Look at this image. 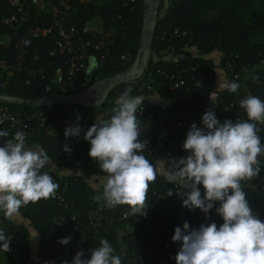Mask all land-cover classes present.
Wrapping results in <instances>:
<instances>
[{
    "label": "trees",
    "instance_id": "trees-1",
    "mask_svg": "<svg viewBox=\"0 0 264 264\" xmlns=\"http://www.w3.org/2000/svg\"><path fill=\"white\" fill-rule=\"evenodd\" d=\"M84 1L71 0L73 8L65 18L67 27L75 26L82 30L93 15H98L106 27H111L113 32L118 33L110 46V52L105 62L99 64L97 61L98 77L92 78L87 84H85L84 77H79L73 83L67 82L62 86V82H66V55L58 50L55 54L50 55V51L55 48V45L46 37L33 41L34 46L30 50L23 70L15 71L11 75L0 71V94L33 99L68 93L70 88H74L75 93L83 99L92 101L90 94L94 93L99 97L106 85L101 84L102 80L132 69L140 42L145 37V30L150 25V22L144 18L145 4L143 0H110L109 4L101 5L97 4L95 0ZM161 1L159 0L151 50L146 65L140 69L137 78H129L127 81L114 85L106 100L98 106L102 110V114L111 116L116 98L128 88L131 89V96H141L154 89L159 92L162 98L166 99L165 105H157L149 100H144L141 106H146V109L142 114H136L137 118L147 124L152 132V136L140 138L148 141L143 155L152 163L163 158L157 154V150L151 151L157 147V123L162 119H170L176 114L177 109L180 110L184 106L178 91L174 94L163 92V86H166L163 74L185 70L188 71V74H185L184 78L190 80L191 76L196 77L192 67L196 65L215 67L212 59L202 57H189L178 63L169 62L163 59V56L168 52L160 55L162 51L172 48L173 54L185 53L183 48L196 46L201 55H208L213 51L221 52L224 55L222 60L224 63L234 59L238 65H243L241 75L244 71L250 73L247 82L249 94L264 101V64H261V61L264 62V0H171L166 12L160 16ZM257 6L259 7L257 8ZM208 10H217V14L212 18H207ZM14 11L15 9L5 1L0 0V59L9 61H12L15 53L13 48L15 38L13 30L3 26L1 17L2 14L10 15ZM20 15L22 20L17 28L18 32L31 25L47 26L50 10L46 9L38 13L33 4H27ZM175 29L178 31L176 36L172 34ZM83 36L88 53H94L97 57L93 50L95 40L88 33ZM36 55L39 56V59L34 58ZM39 69H43V74L39 75ZM57 69L62 71L60 82L53 81V74ZM47 87L49 90H46ZM232 94V92L223 91L221 100L210 101L206 105V111L212 109L218 120L229 117L230 115L226 114L224 108L225 105L230 104ZM238 95L241 99L245 96L241 92H238ZM174 100H176L175 104H173ZM0 105L8 106L21 114L35 111L47 114L50 111L57 112L63 108L70 109V107L76 106L88 116L83 127L80 125V120L76 119L80 114H61L56 119V121L58 120L57 124H62L61 127H58L56 136L34 134L26 139V144L29 147L40 146L49 155L51 163L57 167L78 166L87 175H106L101 170L99 163L89 156L90 147L69 146L67 140L70 137L66 139L64 136L65 128L77 123L85 134L87 129L94 124L92 117L96 113L91 112V107H86L82 103H60L43 108H30L3 102H0ZM239 112L243 119L247 120L245 110L239 107ZM257 126L260 129L258 135L261 143L264 144V125L258 124ZM2 130L8 131L9 135L0 138V146H3L7 139H13L8 127H3ZM65 144L70 147L71 152L64 151ZM164 161L166 160L164 159ZM165 167L167 171L170 169L167 162H165ZM42 171H47L56 180L67 179L66 200L67 203L73 205V207L64 210L51 199H41L35 204L29 203L27 207L20 209L21 215L30 217L33 227L39 234L40 248L47 251L46 257L48 258L54 259L66 245H61L60 239L71 236L68 244H76L83 239V234L79 230L61 221V216L65 212L76 213L80 218H84L90 210L94 209L96 214L111 216L113 220L110 224L102 223L96 229L86 227L85 241L99 247L100 240L107 239L115 249L114 255H120V252H123L121 255L122 264H128L129 259L142 255L155 236H160L166 242L165 251L169 252L170 256L173 255L174 249L180 243L172 240L174 229L177 226L182 228L184 222H188L192 228L212 222H215L219 227L223 223L222 217L216 212L219 202L209 210L206 218L205 213L200 209L189 210L182 206L183 199L186 198L183 197L184 188L169 183L164 176L158 175L155 182L150 183L149 186L147 194L149 207L146 210V216L128 215L124 219L134 225L136 230L125 237L122 248H119L116 227L121 221H124L119 218L123 213L130 211L129 206L121 205L109 209L104 206L103 200L98 202L94 199L95 196L102 195L103 186L92 188L82 177L59 176L48 166ZM258 175L264 176L263 165L260 167ZM251 182L253 189L244 188L243 190L247 193L246 198L253 214L264 222V181L255 178ZM199 187L203 197V186ZM169 189L174 193L172 196H167ZM0 219L2 221L0 229H4L6 234L12 235L9 245L12 251L16 247L17 239L27 237V229L8 222L2 211H0ZM83 258L90 257L84 256Z\"/></svg>",
    "mask_w": 264,
    "mask_h": 264
},
{
    "label": "clouds",
    "instance_id": "clouds-1",
    "mask_svg": "<svg viewBox=\"0 0 264 264\" xmlns=\"http://www.w3.org/2000/svg\"><path fill=\"white\" fill-rule=\"evenodd\" d=\"M97 67L96 59L90 58L86 74ZM240 87L219 76L218 87L209 93V99L213 102L220 91L236 93ZM130 92V88L125 89L116 98L110 119L90 126L84 139L91 145L89 156L106 173L101 181L102 195L94 199L103 200L109 209L128 205L126 216H146L150 183L155 182L165 161L153 164L143 155L148 141L140 139L141 121L136 114L144 98L131 96ZM239 106L245 110L247 120L226 119L221 123L212 109L207 110L201 117L204 127L192 123L187 131L183 149L188 155L167 162L170 169L166 179L185 189L182 206L198 208L207 218L209 210L219 202L216 212L223 219L219 227L215 222L198 228H190L188 222L182 228L175 227L172 240L181 242L176 264H264V222L253 214L242 183L253 180L260 172L258 157L264 155V144L257 125H264V101L249 94L240 99ZM76 119L79 121L80 116ZM81 131L77 123L67 126L64 136H79ZM8 135V131L0 130V138ZM26 135L17 131L13 139L0 146V211L9 221L18 218L20 209L29 203L55 198L59 188L53 177L42 171L51 166L49 155L27 146ZM64 151L71 152L67 144ZM173 194L169 189L167 196ZM70 240L71 236L65 237L59 243L65 245ZM0 242V251H11L10 237L4 229H0ZM114 251L112 244L102 238L100 246L91 250L90 258H83L81 250L71 264H122L121 256L114 255Z\"/></svg>",
    "mask_w": 264,
    "mask_h": 264
},
{
    "label": "built area",
    "instance_id": "built-area-1",
    "mask_svg": "<svg viewBox=\"0 0 264 264\" xmlns=\"http://www.w3.org/2000/svg\"><path fill=\"white\" fill-rule=\"evenodd\" d=\"M3 1L15 9L10 15L2 14L1 17L3 26L6 29L13 30L15 38L13 42L15 53L12 61L0 59V71L7 75H11L15 71L23 70L30 50L34 46L33 41L35 39L47 37L55 45V48L50 51V55L55 54L57 50L66 55V82H62L61 85L64 86L67 82L73 83L75 79L85 76V69L87 68L88 58L90 56L83 35L88 33L95 40L93 50L95 54H97L96 58L99 64L105 62L110 52V46L118 36V33L111 31L90 32L84 28L79 30L75 26L67 27L65 25V18L68 12L73 8L71 0ZM27 4H33L38 13L49 9V24L47 26L31 25L18 32L17 28L22 20L20 14ZM172 34L176 36L178 31L175 29ZM34 58L39 59V56L36 55ZM261 64H264V62L261 61ZM223 66L226 73L225 75L229 80L236 82L241 79L242 64L238 65L236 61L232 59L226 61ZM192 71L196 73V77L191 76L190 80L184 78V75L188 74V71L185 70L163 74L166 80V86H163V92L174 94L178 91L180 99L184 102V106L180 108V110L177 109L176 114L170 119H162L157 123V147L151 151L157 150V154L163 157L166 160L165 162H168L170 158H181L188 155L183 149V143L192 123H195L197 127H204L201 117L206 112V105L211 101L209 99V93L214 91L216 76L215 67L196 65L192 67ZM38 73L39 75L43 74V69H39ZM46 90H49V87H47ZM68 93L75 94L74 88H70ZM221 98L222 92L218 93V100H221ZM240 99L237 92L232 94L230 104L225 105L224 108L226 114L230 116L223 120H219L221 123L226 119H230L233 122L236 120H244L239 112ZM175 103L176 100L173 101V104ZM148 107L150 106L148 105ZM141 108V111H137L138 114H142L146 106H141ZM71 113L80 114V125L83 127L88 120V116L81 112L76 106H72L70 109L63 108L61 111L57 112L50 111L47 114L42 111L21 114L8 106L0 105V130H2L3 127H8L11 130L12 138H14L17 131L26 133V139L34 134L54 137L58 134V127L62 125L60 123L57 124V117L61 114L68 115ZM110 117V115L96 113L93 115L92 120L94 123H100L101 121L109 120ZM140 131L142 133L140 138L152 136L151 129L145 123H140ZM67 143L69 146L91 147L90 142L84 139V133L82 131L79 136L70 137ZM258 160L264 166V155L259 156ZM256 178L264 181V176L262 175H258ZM53 180L59 184V188L55 198L51 200L57 206L64 208V210L73 207V205L67 203L66 200L68 188L67 179ZM251 181L242 182L243 189H253ZM125 213L121 215L119 220H124L128 217ZM112 220L113 218L111 216H104L102 214H97L96 216L87 215L84 218H80L76 213L65 212L61 216V221L79 230L83 234V239L79 243L68 244L54 257V259L61 264H63L64 261H68L69 264H71L75 254L81 250H83L84 256L91 257V250L98 246L85 241V228L89 227L91 229H96L100 227L102 223H112ZM190 228H192L191 225ZM165 245L166 242L163 241L160 236H155L154 239L149 242L148 249H146L142 255L129 259L128 264H176L175 256L181 246V242L178 243L171 256L169 252L165 251ZM6 254L8 255V264H27V262L17 254L15 249L11 252H6ZM51 254H53V252H51Z\"/></svg>",
    "mask_w": 264,
    "mask_h": 264
},
{
    "label": "crops",
    "instance_id": "crops-1",
    "mask_svg": "<svg viewBox=\"0 0 264 264\" xmlns=\"http://www.w3.org/2000/svg\"><path fill=\"white\" fill-rule=\"evenodd\" d=\"M170 1L171 0H162L161 1V7H160V11H159L160 16L166 12V10L170 4ZM84 2H88V0H85ZM95 2L99 5L109 4L110 0H95ZM143 2L145 4V11H146L148 8L147 7L148 1L143 0ZM84 29L87 31H90V32H101V31L113 32L114 31L113 28L106 27L104 25L102 19L98 15H93L85 23ZM183 50L185 53L173 54L172 53L173 49L169 48L168 51H162L160 53V55L164 52H168L167 55L163 56V59L166 61H169V62H174V63L182 62L184 60H187L189 57H202V58H206V59H212L214 65H215V75H216L215 81H214V90H216V88L218 87L219 76L222 79H226L228 81H231L225 75L226 73H225V69L223 66L224 62L222 61L224 58V55L221 52L213 51L208 55H201L196 46L185 47V48H183ZM92 57H94L97 61L96 56L94 54H90V56L88 58V65H89L90 58H92ZM157 59H158V57H157ZM88 65H87V67H88ZM91 74H93L94 77L97 78L98 77V67L96 69H93ZM61 75H62V71L60 69L55 70L54 74H53V81L54 82H60ZM88 76H90V74H85V76H84L85 84H87L89 82L90 77L87 79ZM249 76H250V73L244 71L241 75V79L239 81H236L237 83H239L241 85V87L237 91V93L238 92L243 93L245 95L244 97L249 95V89H248V84H247ZM220 92H223V91H220ZM141 96L144 98V100H149L153 104H159V105H165L166 104V99L162 98V96L159 94V92H157L154 89L149 90L147 93H145ZM95 113H97V112H95ZM70 126H74V124H71ZM31 148H34L33 150H35V151H39L40 149H42L40 146H31ZM160 160H164V159L163 158L157 159V161H160ZM153 164H155V162ZM48 167L52 171L56 172L59 176L82 177L83 180L92 188H98V187L103 186L101 181L105 175H87L78 166L57 167L53 163H51V166H48ZM166 172H167V170H166V167L164 164V167H163L161 173L158 175H162L166 178ZM88 215L89 216H96L97 215L96 210H94V209L90 210L88 212ZM7 221L12 223V224H15V225H18V226H21V227H24L27 229V232H28L27 237H24L23 239H17L16 240V247H15L17 254L19 256H21L27 262V264H49V262H52V264H61L53 258L46 257L47 251L41 250L40 244H39V234L36 231V229L33 227L30 217L20 215L14 221H9V220H7ZM1 222L2 221L0 219V223ZM135 230H136L135 226L130 224L129 222H127L125 220L121 221L117 225L116 235H117V239H118V245L120 246L119 248H122L123 240L125 239V237L129 233L134 232ZM6 235H8L10 237V239L12 238V235H10V234H6ZM66 246H67V244L64 246V248ZM64 248H62V249H64ZM120 253H121L120 254V256H121L123 252L121 251ZM5 264H8V263L6 262Z\"/></svg>",
    "mask_w": 264,
    "mask_h": 264
},
{
    "label": "water",
    "instance_id": "water-1",
    "mask_svg": "<svg viewBox=\"0 0 264 264\" xmlns=\"http://www.w3.org/2000/svg\"><path fill=\"white\" fill-rule=\"evenodd\" d=\"M149 7L144 13L145 20L150 22L149 27L145 30V37L140 42V48L131 70L120 73L119 75L104 79L101 84H106L99 97L91 93L90 99L85 100L79 94L62 93L54 96L44 98H18L0 94V102L7 104L22 105L30 108H43L60 103H82L86 107L96 108L100 106L105 100L108 93L113 89L114 85L119 82L127 81L129 78L134 79L139 76L140 69L144 68L148 60L151 50L152 38L154 33V22L158 14L159 0L149 1ZM138 72V73H137Z\"/></svg>",
    "mask_w": 264,
    "mask_h": 264
},
{
    "label": "rangeland",
    "instance_id": "rangeland-1",
    "mask_svg": "<svg viewBox=\"0 0 264 264\" xmlns=\"http://www.w3.org/2000/svg\"><path fill=\"white\" fill-rule=\"evenodd\" d=\"M148 1V6L149 7V1H152V0H146ZM259 6H257L258 8ZM217 14V10H208L207 11V18H212V16L216 15ZM90 77L89 81L92 79V78H95L93 74H90V76L87 77V79ZM91 112L92 113H99V114H102V110L99 108V107H96V108H91ZM105 115V114H103ZM2 243V242H1ZM6 262H8V255L6 253H4L3 251H0V264H5Z\"/></svg>",
    "mask_w": 264,
    "mask_h": 264
}]
</instances>
